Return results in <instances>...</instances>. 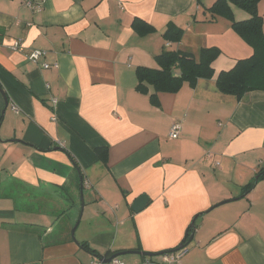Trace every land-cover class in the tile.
Wrapping results in <instances>:
<instances>
[{"label": "crops", "instance_id": "0c3cea01", "mask_svg": "<svg viewBox=\"0 0 264 264\" xmlns=\"http://www.w3.org/2000/svg\"><path fill=\"white\" fill-rule=\"evenodd\" d=\"M214 1L43 0L33 11L0 0V264H90L80 242L100 258L173 249L202 212L169 264H264V178L241 195L264 169V90L217 89L215 75L252 49L207 12ZM256 10L264 33V0ZM135 18L155 32L138 35ZM168 23L179 41L163 39ZM17 38L45 52L37 63L7 47ZM204 47L220 50L213 77L157 93L158 106L135 89L136 66L157 67L163 49L197 58Z\"/></svg>", "mask_w": 264, "mask_h": 264}, {"label": "trees", "instance_id": "16d2710c", "mask_svg": "<svg viewBox=\"0 0 264 264\" xmlns=\"http://www.w3.org/2000/svg\"><path fill=\"white\" fill-rule=\"evenodd\" d=\"M27 1V0H25ZM260 0H215L214 3L207 8V12L211 16H221L230 21L232 30L252 49L251 55L235 61L234 65L226 70L217 73L215 84L217 89L224 94L234 95L241 98L244 94L264 90V33L262 30L263 19L258 13L257 4ZM232 6L244 10L249 17L244 20H235L233 18ZM131 28L142 36L155 32V28L140 19L135 18L132 21ZM183 31L168 23L162 34L164 40L177 42L181 39ZM220 50L217 47H204L199 50L198 57H194L191 53L181 50L163 49L155 56L157 67L150 68L146 66H136L135 76L137 84L135 89L143 94H147L152 105L158 106L159 101L157 93H176L181 89L184 83L189 87H195L199 78H211L214 75L211 62L219 55ZM149 87L151 91L149 92ZM98 157L102 162L107 161V150L96 149ZM74 162V161H73ZM75 163V162H74ZM77 167V164H75ZM264 178V169L258 176L243 186V194L252 189L258 179ZM204 212L200 213L202 215ZM195 215L185 230V234L179 246L188 245L190 234H193L196 224L195 220L200 216ZM81 248L88 253L93 254L97 258L101 255L85 242H80ZM124 251V250H123ZM122 251L108 253L109 256Z\"/></svg>", "mask_w": 264, "mask_h": 264}, {"label": "built area", "instance_id": "2783aa9c", "mask_svg": "<svg viewBox=\"0 0 264 264\" xmlns=\"http://www.w3.org/2000/svg\"><path fill=\"white\" fill-rule=\"evenodd\" d=\"M42 2H43V0H38V1L27 0V1H25V5L33 11H38L40 8L39 5H41ZM7 47L10 50L23 53L24 56L27 57L29 61H32L34 63H37L38 60L41 58V56H43L45 53L43 50H39V49H30V50L26 51L25 47L22 44L21 39H19V38L13 39ZM41 65L43 68L49 67V64H47V63H41ZM12 110L14 112L18 111L15 106H12ZM179 129H180L179 124L173 123L171 125V128L169 129L168 137L169 138H176L178 136ZM184 253H185V247H182V248H178L172 252H167L164 254L156 255V257H155V258H157L156 260L154 257L152 259H151V257H145L142 262L137 263V264L176 263V262L180 261V259L184 255ZM90 264H126V262L124 260H122L120 256H116V257H113L112 259H110L108 262H104L100 258H95L90 262Z\"/></svg>", "mask_w": 264, "mask_h": 264}, {"label": "water", "instance_id": "95a60500", "mask_svg": "<svg viewBox=\"0 0 264 264\" xmlns=\"http://www.w3.org/2000/svg\"><path fill=\"white\" fill-rule=\"evenodd\" d=\"M80 195H81V192H80ZM80 198H81V201L83 202L82 196H80ZM147 202H148V197L145 194L140 195L139 197H137L133 201V203L131 205L132 211L139 212L140 210H142L145 207ZM73 234H74V228L72 229V232H71L72 236H73ZM192 237H193V234H190L189 240H192ZM185 246L186 245L179 246L178 248H182V247H185ZM178 248H176V249H178ZM176 249L163 250V251H159V252H145V251H138V250H125V251L113 254V255H111V256H109L107 258H100V259H102L104 262H108L113 257L122 256V255L125 256L126 254H133V255L135 254V255H142V256H146V257H151V256L164 254V253H167V252H172V251H174Z\"/></svg>", "mask_w": 264, "mask_h": 264}, {"label": "rangeland", "instance_id": "374dc122", "mask_svg": "<svg viewBox=\"0 0 264 264\" xmlns=\"http://www.w3.org/2000/svg\"><path fill=\"white\" fill-rule=\"evenodd\" d=\"M75 226V225H74ZM74 228V227H73ZM121 257H123V258H125V259H128V258H137L138 257V255H133V254H126L125 256L124 255H122Z\"/></svg>", "mask_w": 264, "mask_h": 264}]
</instances>
